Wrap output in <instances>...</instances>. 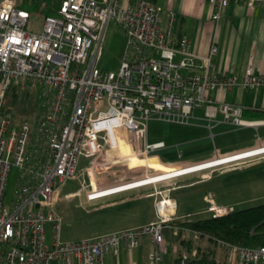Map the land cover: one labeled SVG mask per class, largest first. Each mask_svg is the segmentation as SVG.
<instances>
[{"label": "built area", "instance_id": "obj_1", "mask_svg": "<svg viewBox=\"0 0 264 264\" xmlns=\"http://www.w3.org/2000/svg\"><path fill=\"white\" fill-rule=\"evenodd\" d=\"M46 1L0 0V264H105L108 254H118L123 247L136 250L146 236L154 246L150 264H163L167 231L175 236L180 231L170 226L174 219L161 218L96 239L63 241V218L56 211L59 192L82 179L81 190L93 203L264 157L260 144L231 155L217 151L213 159L190 166L158 169L153 154L165 144L147 141L151 121L189 125L200 107L206 108L209 128L217 122L218 113L234 127L257 128L259 122L243 118L242 106L219 104L209 94L234 86L264 88V74L255 72L250 62L240 79L217 76L216 40L205 55H198L189 40L177 42L170 30H161L163 9L151 0H64L57 16H45L39 33L30 31L29 8ZM208 2L214 8L215 23L231 4L264 9V0ZM112 23L120 25L128 37L117 72L105 71L99 64ZM29 84L40 91L37 116L20 128H11L7 94L13 86L25 92ZM122 141L148 165L138 171V167L115 164L109 153L116 152ZM14 167L19 169L17 187L13 203L6 206ZM143 170L144 175L133 177L132 182L109 186V179L121 181ZM165 171H171L170 175H162ZM155 176L159 177L152 182L145 180ZM206 201L207 212L214 218L235 211L213 198ZM49 224L54 225L50 244L46 239ZM203 238L190 229L182 235L186 242ZM213 242L227 249L237 264H264V246L254 249ZM196 255L197 250L184 249L182 264Z\"/></svg>", "mask_w": 264, "mask_h": 264}, {"label": "crops", "instance_id": "obj_2", "mask_svg": "<svg viewBox=\"0 0 264 264\" xmlns=\"http://www.w3.org/2000/svg\"><path fill=\"white\" fill-rule=\"evenodd\" d=\"M151 1L163 9L161 30H170L174 40L177 42L182 39L189 40L193 51L198 55H205L210 48L212 40H216L219 49L218 55L214 59L215 73L217 76H235L240 79L244 75L250 62L253 63L255 72L264 74L263 8L255 7L249 9L246 5L231 4L224 11L220 21L215 23L212 19L214 8L210 5L208 0ZM209 96L219 104L226 103L242 106L244 109L243 118L250 122H259V126L257 128H237L225 123L223 115L218 113L216 118L217 122L212 124V128H209L205 107L194 110L189 125L167 123L158 120L151 121L160 123V126H158L157 134L152 136L149 133L148 126V143L155 144L162 142L165 144L163 149L153 154V158L157 160L159 164L157 167L158 169L168 166L184 167L202 163L213 159L217 151L223 155H231L254 149L260 146V144L264 145V88L244 89L240 86H234L226 91H212ZM126 147L127 144L122 141L121 147L118 150ZM164 154H172L174 159H166L164 158ZM125 158L129 160L135 157L131 154ZM147 165L148 162L146 161L144 166ZM128 166L130 169L133 168L130 163H128ZM263 166L264 157L237 163L227 168L216 170L213 173L207 172L186 176L178 179L173 184L138 189L93 203L86 200V196L83 193L84 191L80 189L78 192L79 195H82L84 204L99 205V203L103 201L100 206H96L99 210H104L105 208L116 209L129 204H138L139 207H130L125 210L119 209L113 212V214L110 213V215L83 223L79 228H84V226L85 228L88 226H97L94 228V233L90 236L84 235L79 237V241L96 239L126 230L141 228L161 218L185 221L188 219L209 217L211 214L207 212L208 203L206 198H213L220 206L233 208L235 211L242 210L239 208L244 201L240 203V201H226L223 199L220 187L216 182V174L224 170H249L254 174L255 172H260V169L264 168ZM141 167L143 166H138V171ZM260 178L261 179L257 177V179H259L256 182L257 189L264 187V170ZM212 181L214 182V186L210 185L208 190L198 194L196 203H193L190 208L180 210V198L176 196L177 191L190 190L200 184H210ZM119 182L120 180L117 177L109 179L111 185H115ZM132 193L134 196H129L123 201L111 200L117 196ZM181 197L183 200L190 198L188 192H183ZM149 200L153 202H150V204H143V202H149ZM151 203L153 206H151ZM160 206H163L161 210L159 209ZM147 208H153L154 211L149 213V211L147 212ZM56 211L63 218L60 232L61 239L63 241H72L69 237L64 238L62 236V230L67 221L65 215H63L64 212L59 211V204H57ZM131 217H136V221L128 226L112 229V221L118 222ZM50 225L52 227V235L54 236V225L49 224L48 226ZM101 226H105V228H98ZM165 236L168 252L164 257L163 264H174L178 257L180 246L175 240V234L172 230H168ZM189 241L194 243V249L197 247L210 248L213 252V258L218 264H237L234 256H232L227 249L219 248L207 239ZM153 249V244L146 236L142 238L141 246L136 250H128L123 247L118 254H108L105 258V264H150Z\"/></svg>", "mask_w": 264, "mask_h": 264}, {"label": "rangeland", "instance_id": "obj_3", "mask_svg": "<svg viewBox=\"0 0 264 264\" xmlns=\"http://www.w3.org/2000/svg\"><path fill=\"white\" fill-rule=\"evenodd\" d=\"M42 8V7H41ZM41 8H35L31 7L29 8L32 14V17L30 19L28 29L30 31H34L36 33H39L42 28L43 21L45 19L46 14L41 10ZM127 42L128 37L126 35V32L124 29L115 23H112L110 27L107 30L106 38H105V44H104V53L100 61V67L103 68L105 71L109 72H117L120 68V65L123 61V58L125 56L126 48H127ZM20 93H22V89L20 88ZM24 94L30 95V99L28 100H19L18 103L12 104L11 99V91L8 93V99H7V110H9V116L12 119V125L11 128H20L21 125L26 121H33L37 116V102L40 98V91L38 87H36L33 84H29L28 88L26 89ZM162 125V124H161ZM158 126H160V123L158 122H151L149 124V133L150 135H155L158 132ZM127 145L126 148H123L121 150H117L114 153H109V158H112V160H116L115 164H126L128 163L132 164L133 168H136L138 166H144L146 161L142 159H138L137 157L127 159L126 156H129L132 154L131 149L128 148ZM164 158L166 159H174V156L172 154L166 155L164 154ZM151 164L150 166H152ZM264 167V166H263ZM132 168V169H133ZM264 168L260 169V172H255L252 174L249 170H240V171H234V170H224L217 172L216 174V182L218 183L221 191V195L223 199L226 201H244V203L240 206L239 209H246L252 206H255L259 203H264V187L257 189L256 182L261 179L260 176H262ZM150 173V172H149ZM171 171H165L162 175H170ZM207 173V172H205ZM144 175V170L135 173L131 177H127L123 180H121L119 183L116 184V186L129 183L133 181V177L142 176ZM159 175V176H162ZM260 175V176H257ZM151 177L149 179H154L156 177ZM19 177V169L17 167H14L11 171L7 190H6V196H5V205L10 206L14 201V193L17 187V181ZM259 177V179H257ZM81 180L78 181H72L66 185V187L62 188L59 192L60 199L58 201L59 204V211H63L66 217L67 223H65L63 230H62V236L64 238L69 237L72 241L76 240L79 241V237L87 235L90 236L92 233L95 232V227L97 226H88L87 228H79V226L83 225V223L88 222L92 219H99L101 217L110 215V213L113 214V212L118 211L119 209L125 210L128 208H134L139 207L138 204H129L123 207L119 208H105L104 210H99L98 207L100 206L102 202L99 203V205H88L84 204V199H82V195H79V190L81 189ZM177 180L162 183L156 186H149L150 187H161L168 184H173ZM214 182L212 181L210 184H200L199 186L192 188L190 190H183V191H177V197L180 198V210H183L184 208H190L193 203H196V198L198 194L204 193L206 190H208V187L211 185L214 186ZM111 183L109 184V186ZM112 187V186H110ZM183 192H188L190 198H187L183 200L181 197V194ZM129 196H134V194H128V195H122L117 196L115 198H112L111 200H120L123 201L125 198H128ZM108 200V201H111ZM105 201V200H104ZM149 202H143V204H150ZM151 206L152 203H151ZM151 213L154 211L153 208H147V212ZM62 213V212H61ZM68 218V219H67ZM136 218V217H135ZM134 217L122 220V221H112L111 226L112 229H116L122 226H128L132 222L136 221ZM71 219V220H69ZM110 226V228H111ZM98 228H105V226H101ZM109 228V229H110ZM80 230V233H79ZM83 231V232H82ZM52 227L51 225L47 228V234L46 239L48 244L51 243L52 240Z\"/></svg>", "mask_w": 264, "mask_h": 264}, {"label": "trees", "instance_id": "obj_4", "mask_svg": "<svg viewBox=\"0 0 264 264\" xmlns=\"http://www.w3.org/2000/svg\"><path fill=\"white\" fill-rule=\"evenodd\" d=\"M64 0H47L44 3L34 2L31 7L41 8L46 16H57ZM19 86H13L11 91L12 104L19 100H28L30 95L20 93ZM9 91V92H10ZM8 92V93H9ZM8 99V94H7ZM39 100L37 102L38 106ZM9 113V110H6ZM170 226L180 228L175 240L180 246L178 257L174 264H182L183 250H194L192 241L182 240L183 231L190 229L209 236V242L214 243V239L222 242L245 248H260L264 246V203L237 210L224 217L214 218L212 215L205 218L188 219L185 221L175 220ZM197 255L190 258L186 264H218L213 258V252L207 247H197ZM170 251V250H169Z\"/></svg>", "mask_w": 264, "mask_h": 264}, {"label": "bare ground", "instance_id": "obj_5", "mask_svg": "<svg viewBox=\"0 0 264 264\" xmlns=\"http://www.w3.org/2000/svg\"><path fill=\"white\" fill-rule=\"evenodd\" d=\"M166 176H169V175H166ZM146 180H151V182L153 181V179H146Z\"/></svg>", "mask_w": 264, "mask_h": 264}]
</instances>
